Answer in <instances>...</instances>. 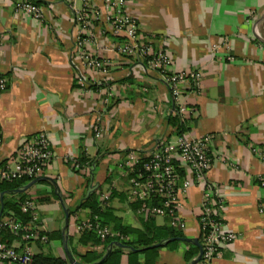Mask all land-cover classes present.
I'll return each mask as SVG.
<instances>
[{"label":"crops","instance_id":"0c3cea01","mask_svg":"<svg viewBox=\"0 0 264 264\" xmlns=\"http://www.w3.org/2000/svg\"><path fill=\"white\" fill-rule=\"evenodd\" d=\"M18 1L0 0V76L7 80L0 91V161L15 159L26 138L45 131L54 156L27 189L42 230L63 233L65 208L86 217L88 210L79 207L93 185L124 223L140 226L121 163L131 150L148 154L157 140L177 139L170 119L178 114L165 74L149 68L139 54L118 52L121 39L111 31L112 12L104 0H42L41 19L16 11ZM86 3L98 16L86 49L107 65L81 68L88 80L81 87L72 52L75 15ZM128 9L141 38L171 54L169 72L200 74L199 86L190 79L180 85L185 102L195 107L183 119L184 133L213 135L207 181L225 196V227L239 237L212 264H264V0H131ZM98 118L100 136L94 131ZM81 155L94 160L89 173L71 164ZM182 169L183 178L193 177ZM203 189L194 184L180 193L177 227L193 241L201 234ZM112 192L117 194L111 197ZM156 221L163 225L167 219ZM180 241L161 247L156 264H191L194 259L183 257L190 242ZM50 247L65 254L63 239H53ZM123 261L128 264V256Z\"/></svg>","mask_w":264,"mask_h":264},{"label":"built area","instance_id":"2783aa9c","mask_svg":"<svg viewBox=\"0 0 264 264\" xmlns=\"http://www.w3.org/2000/svg\"><path fill=\"white\" fill-rule=\"evenodd\" d=\"M131 0H104L106 8L111 10L109 24L114 35H124L126 40L117 45L118 52L127 57L134 55L148 56L147 65L151 69L160 70L165 74L171 89L177 114L186 118L195 112V107L188 105L183 99L180 85L186 80H193L199 86L200 74L197 72H170L173 59L171 54L162 50H156L151 40H143L140 35L139 22L130 12ZM16 11L42 18V7L28 0H20L16 3ZM76 23L78 30L74 36L72 59L76 62V82L84 87L88 80L83 70H103L107 61L94 56L86 49V43L92 36L91 28L98 18L93 14V9L86 3L77 11ZM7 88V80L0 76V91ZM100 118L94 126L97 135H101L102 126ZM213 138L211 133L193 137L185 133L178 134L176 141L161 138L156 141L154 149L148 154L131 150L129 151L121 167L129 178L128 195L130 200L139 201V211L155 217L172 218V224L180 225L182 222L179 210L184 202L180 193H185L194 184H203V207L200 213V230L204 232L205 240L202 245V256L199 264H212L213 258L221 254L219 248H226L238 237L234 230H227L224 223L223 211L227 206L224 195L219 192V187L207 181V171L212 165V157L209 145ZM2 137L0 134V146ZM264 155V153H263ZM54 151L48 133L39 131L19 146L15 159L9 160L0 168V179L38 177L50 164ZM72 166L75 169L82 167L78 158H72ZM179 166L191 170L193 177L183 178ZM261 185L264 186V175L260 177ZM24 212H29L33 221L27 225L16 220L14 217L5 216L0 219V229L10 228L15 235L22 233L23 239L40 238L44 242L48 240L46 235H41V225L38 221V210L33 198H26L21 202ZM78 216H73L74 232L80 233L85 227H93L86 220L77 221ZM101 239L115 237L118 233L109 226L100 223L95 224ZM99 250L103 245L97 246ZM33 250L28 243L21 248L17 245H8L0 241V264H31ZM127 264V263H126Z\"/></svg>","mask_w":264,"mask_h":264},{"label":"trees","instance_id":"16d2710c","mask_svg":"<svg viewBox=\"0 0 264 264\" xmlns=\"http://www.w3.org/2000/svg\"><path fill=\"white\" fill-rule=\"evenodd\" d=\"M36 5H40L42 0H28ZM41 6V5H40ZM119 37L120 42L126 40L124 35H115ZM119 42V43H120ZM148 56H144V63L147 64ZM170 73V72H169ZM170 122L176 126L178 134L184 133V120L178 115L177 119L171 117ZM9 160L0 161L2 168ZM78 161L82 163V167L75 169L77 172H90L94 160L86 155H81ZM72 164V161H71ZM183 167L179 166V171L183 174ZM183 176V175H182ZM39 177V176H38ZM4 178L0 179V194L4 192V210L0 217L11 216L22 222L24 225L33 221L29 212H24L21 207V202L29 197L28 190L18 191L28 184L31 180L38 178ZM91 193L84 199L79 208L88 210V215L84 218H79L77 221H87L92 223L93 227H85L79 235L71 230L74 210H69L70 219L66 228L65 236L67 238L69 249L77 261L84 264H126L123 261L124 256H128V264H156L159 258L161 247L168 246L174 248L181 242L178 237H183L184 234L178 230V227L172 224V218L166 216V223L159 225L156 217L142 213L139 211V201L130 200L129 204L132 209L139 215L141 225L136 227L131 224L124 223L122 218L114 213L111 207L103 204L102 191L98 185L91 186ZM117 192H112L111 197ZM30 198V197H29ZM36 201V200H35ZM1 208V200H0ZM109 226L118 234L115 237H107L101 239L95 228L96 223ZM41 235H46L48 240L44 242L39 237L33 239H23L22 233L15 235L10 228L3 227L0 229V241L8 245H17L21 248L25 243L31 246L33 250V260L31 264H73L71 259L64 255L55 254L50 247L53 239H63L64 235L61 230L45 232L41 231ZM205 234L201 232L199 242L204 243ZM173 239V240H171ZM160 242H168L160 247H151ZM103 245V249L99 250L97 246ZM81 248H85L81 250ZM199 246L195 241H190L189 248L183 252V257L187 261H191L199 253ZM221 252L223 248H219ZM109 251V255L102 262L100 260ZM100 262V263H99Z\"/></svg>","mask_w":264,"mask_h":264},{"label":"water","instance_id":"95a60500","mask_svg":"<svg viewBox=\"0 0 264 264\" xmlns=\"http://www.w3.org/2000/svg\"><path fill=\"white\" fill-rule=\"evenodd\" d=\"M39 179H40V177L35 178L34 180L29 182L27 185H25L23 188L19 189L18 191L20 192V191L27 190L29 187H31L33 184H35ZM4 194H5L4 192H2L0 194V200H1L0 217L2 216L3 210H4V203H3ZM65 213H66V216H65L66 224H65V226L63 228V235H64V237H63V246H64V250H65L67 256L71 259L73 264H84V263H81V262L77 261L76 259H74L73 255H72V253H71V251L69 249L67 238L65 236L66 228L68 226L69 219H70L69 209L65 208ZM177 239L182 240V241H186V242H190V241L193 240L192 238H186V237H178ZM171 240H173V239H171ZM194 241L198 244L200 250H199L198 255L195 258H193L194 260L192 261L191 264L199 263L200 260H201V256H202V245H201V243L199 242V240L197 238H195ZM166 243H168V242L156 243V244L152 245L151 247H160V246H163ZM108 255H109V251L106 252V254L103 256V258L100 260V262H102L104 259H106L108 257Z\"/></svg>","mask_w":264,"mask_h":264}]
</instances>
